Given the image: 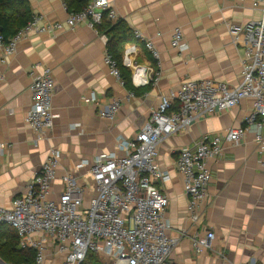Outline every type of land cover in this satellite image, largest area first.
Wrapping results in <instances>:
<instances>
[{
    "label": "crops",
    "instance_id": "crops-1",
    "mask_svg": "<svg viewBox=\"0 0 264 264\" xmlns=\"http://www.w3.org/2000/svg\"><path fill=\"white\" fill-rule=\"evenodd\" d=\"M24 2L23 10L29 14H19L23 15L21 19L27 14L28 19L42 14L46 23L55 22L76 11L75 7L66 8L63 0ZM110 2L117 15L111 22L122 20L133 31L132 38L121 47V66L137 92L132 93L110 74L104 61L108 38L86 22L74 29L32 34L20 41L15 53L0 67L1 206L10 207L13 198L25 190L52 147L62 151L60 175L72 173L79 183L90 182L87 171L94 157L112 152L121 155L117 149L119 138L135 136L159 104L162 92L177 89L186 80L212 79L232 86L242 80L244 49L233 41L228 25H245L261 17V11L249 1ZM178 27L189 44L182 54L171 44ZM136 32L154 42L159 60L135 37ZM38 63L52 69V107L56 114L48 138L39 141L25 122L31 106V69ZM114 98L122 101L116 119H102L99 110ZM252 110V100L244 99L220 115L201 117L188 131L170 135L159 145L157 163L170 175L162 184L169 197L168 232L178 239L169 264H243L249 260L264 264V152L254 140L256 132L263 129L252 126L236 144L226 142L222 156L208 159L212 171L209 196L196 223L189 217L183 177L175 164L178 149L194 148L206 134L224 135L229 128L239 126ZM62 190L58 177L49 197L58 199ZM89 198L87 195L86 204ZM208 231H213L216 238L210 248L198 254L192 239ZM62 261L61 255L48 253L47 264Z\"/></svg>",
    "mask_w": 264,
    "mask_h": 264
},
{
    "label": "built area",
    "instance_id": "built-area-1",
    "mask_svg": "<svg viewBox=\"0 0 264 264\" xmlns=\"http://www.w3.org/2000/svg\"><path fill=\"white\" fill-rule=\"evenodd\" d=\"M234 1H249L261 11L257 20L228 25L233 41L244 49L243 77L238 84L186 80L177 89L162 92L159 104L135 136L119 138L117 149L121 155L112 152L94 157L87 171L90 182L79 183L78 176L72 173L60 175L62 151L52 147L47 160L35 171L25 190L13 198L11 206L0 205V224L13 228L20 246L35 252L33 264H47L50 251L63 257L62 264H83L89 253L100 255L106 264H169L178 239L168 232L169 197L162 184L170 175L157 163L159 145L170 135L188 131L201 117L220 115L244 99L252 100L253 110L239 126L229 128L221 136L203 135L194 148L185 146L176 151L175 164L183 177L189 217L194 223L202 216L209 196L212 171L208 159L222 156L225 143L236 144L252 126L263 129L256 132L254 140L264 152V0ZM116 18L110 0H88L82 10L70 12L64 20L55 22L46 23L42 14L33 16L9 38L0 34V67L15 53L20 41L34 33L74 29L82 22L96 28L102 21ZM135 37L160 59L151 39L140 32ZM171 44L181 54L189 49L180 27L175 29ZM104 61L110 74L123 84L118 61L110 51ZM31 70V106L25 122L39 141L47 139L54 126L55 79L49 66L38 63ZM121 106L122 101L114 98L99 110V116L113 121ZM58 177L63 190L58 199H51L49 195ZM215 238L213 231L193 237L196 253L210 248ZM0 264L10 263L0 257ZM243 264L259 263L249 260Z\"/></svg>",
    "mask_w": 264,
    "mask_h": 264
},
{
    "label": "trees",
    "instance_id": "trees-1",
    "mask_svg": "<svg viewBox=\"0 0 264 264\" xmlns=\"http://www.w3.org/2000/svg\"><path fill=\"white\" fill-rule=\"evenodd\" d=\"M67 7L72 9L75 7L76 11H80L87 4L88 0H65ZM24 0H0V34L5 38H9L14 35L19 29L27 24L29 20V12H24L26 9ZM21 6V10L19 9ZM24 6V7H22ZM26 15V18L21 19ZM19 14H23L21 17ZM97 29L104 33L107 38V46L109 51L118 61L121 76L124 80V84L130 89V91L137 92V89L130 84V77L121 66V47L124 43L128 42L132 38L133 31L128 25L118 20L115 23L104 20L96 25ZM10 32V34H8ZM0 257L10 264H33L35 258V252L31 249H24L20 246V238L17 232L6 223L0 224ZM101 257L98 254L89 253L87 259L83 264H106L104 258L103 261L96 259Z\"/></svg>",
    "mask_w": 264,
    "mask_h": 264
},
{
    "label": "rangeland",
    "instance_id": "rangeland-1",
    "mask_svg": "<svg viewBox=\"0 0 264 264\" xmlns=\"http://www.w3.org/2000/svg\"><path fill=\"white\" fill-rule=\"evenodd\" d=\"M96 259H98L100 261H103L102 257H97Z\"/></svg>",
    "mask_w": 264,
    "mask_h": 264
}]
</instances>
